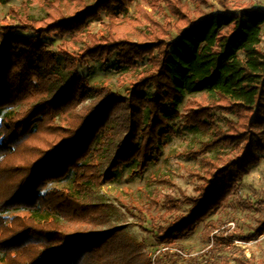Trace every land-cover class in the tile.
<instances>
[{"label":"trees","instance_id":"obj_1","mask_svg":"<svg viewBox=\"0 0 264 264\" xmlns=\"http://www.w3.org/2000/svg\"><path fill=\"white\" fill-rule=\"evenodd\" d=\"M134 1L45 0L42 20L14 11L0 25V264H78L81 252H100L106 234L78 220L95 214L105 182L148 170L178 118L179 127L212 135L192 156H215L201 159L187 213L154 226L158 243L192 233L264 157V9L219 0L223 11L206 12L205 0H141L151 12L136 4L119 19ZM101 12L109 19L101 33L81 32ZM53 34L64 38L56 54L45 49ZM89 65L125 77V95L103 86L86 104L79 71ZM195 94L207 100L180 117ZM223 115L235 117L225 130L216 123ZM257 205L251 236L264 232V197Z\"/></svg>","mask_w":264,"mask_h":264},{"label":"rangeland","instance_id":"obj_2","mask_svg":"<svg viewBox=\"0 0 264 264\" xmlns=\"http://www.w3.org/2000/svg\"><path fill=\"white\" fill-rule=\"evenodd\" d=\"M43 1L7 0L0 3V25L13 18L11 14L14 11L28 19L42 20L44 11L39 2ZM226 1L231 6L264 9V0ZM136 4L151 12L144 2L135 0L127 6V12L118 13L117 17L120 19L135 14ZM188 6L194 11V6ZM202 6L206 12L223 11L219 0H205ZM108 20L106 12H101L96 19L89 20L81 32L99 34ZM156 20L161 21V17ZM262 32L264 37V26ZM21 34L29 36L30 33ZM172 35L176 36L174 31ZM44 39L45 49L53 54L64 40L55 34ZM89 66V72L86 67L79 71L88 89L86 104L103 86L125 95L129 84L125 77ZM206 100L205 95H190L181 105L180 117L187 113L190 103ZM219 117L216 123L221 130L226 129L228 120H235L234 116ZM181 123L178 118L172 124L176 125V133L164 142L156 161L141 176L132 178L123 173L118 180L105 182L100 187L91 209L95 214H87V219L81 217L78 225L80 229L106 236L99 245L100 252H81L78 264H158V260L165 262L166 254L181 256L175 264H264V232L251 236L252 229L257 226L256 219L260 217L257 203L264 197V157L242 176L219 207L200 220L192 233L169 243H158L152 237L155 225L164 227L174 218L187 213L190 205L186 202L197 196L196 189L201 185L196 178L202 169L201 159L215 156L214 152H209L193 157L191 152L199 151L198 148L210 141L212 135L189 131L179 127ZM169 200H172L171 204ZM75 223L73 225L77 226Z\"/></svg>","mask_w":264,"mask_h":264}]
</instances>
